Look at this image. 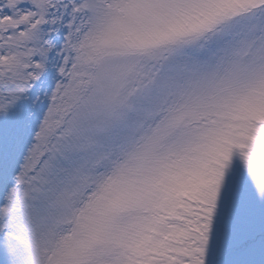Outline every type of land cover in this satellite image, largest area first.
<instances>
[{
	"label": "snow or ice",
	"instance_id": "6c2138e0",
	"mask_svg": "<svg viewBox=\"0 0 264 264\" xmlns=\"http://www.w3.org/2000/svg\"><path fill=\"white\" fill-rule=\"evenodd\" d=\"M0 264H264V0H0Z\"/></svg>",
	"mask_w": 264,
	"mask_h": 264
}]
</instances>
